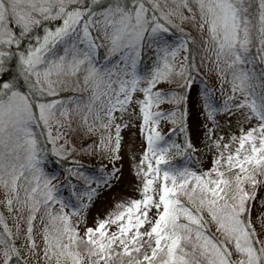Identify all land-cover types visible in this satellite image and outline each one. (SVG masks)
<instances>
[{
    "label": "snow or ice",
    "instance_id": "1",
    "mask_svg": "<svg viewBox=\"0 0 264 264\" xmlns=\"http://www.w3.org/2000/svg\"><path fill=\"white\" fill-rule=\"evenodd\" d=\"M173 18L199 30L229 87L218 108L202 94L211 163L201 170L177 168L168 155L174 148L190 159L197 151L180 118L187 109L178 107L194 83L187 53L195 40L182 29L172 40ZM148 55L151 66H141ZM12 68L0 77V203L25 228L17 222L13 232L0 216V264H264V211L259 231L251 215L264 209V197L254 204L264 185V0H164V7L159 0H0V73ZM172 81L176 89L157 87ZM165 100L177 107H155ZM218 111L237 116L239 135L220 131ZM126 117L138 120L144 141L132 156L140 196L117 200L81 232L92 197L118 169L101 166L90 176L73 159L58 178L42 167L44 153L49 145L61 159L76 151L63 132L75 120L77 134L99 133L83 151L117 161ZM162 117L182 143L158 131ZM63 185L71 189L67 203ZM209 221L221 239L206 231Z\"/></svg>",
    "mask_w": 264,
    "mask_h": 264
},
{
    "label": "rangeland",
    "instance_id": "2",
    "mask_svg": "<svg viewBox=\"0 0 264 264\" xmlns=\"http://www.w3.org/2000/svg\"><path fill=\"white\" fill-rule=\"evenodd\" d=\"M161 6L164 7V0H159ZM165 10H167L165 8ZM185 15H188L187 11L184 10ZM176 28L182 29L184 32L191 31L193 24L191 21L181 22L178 18H173ZM174 40V39H173ZM176 40V39H175ZM203 44V43H202ZM211 44L209 43V48ZM200 51L203 54V64L206 65V72L205 76L211 81L214 87L219 88L220 85V77L215 70V67L211 63L209 56L206 54L205 49L200 46ZM151 56V55H149ZM184 56L183 50L178 54L177 60L180 62ZM166 86H169V82H161L157 87L166 89ZM204 93H209L207 88H203ZM65 91H69V95H73V92L70 89H61L60 94L64 93ZM79 92H76L77 95ZM83 93V92H81ZM68 95V96H69ZM84 95V93H83ZM140 96L139 92L134 94V99L132 103H135V97ZM156 108L162 111H171L174 107L173 104L169 103L168 101H163L160 105L155 106ZM131 109H129V116L131 115ZM215 120L217 124L220 125V131L227 136L230 132H235L239 135V127H238V118L237 116H228L225 112L217 113L215 115ZM126 121L128 122V126L121 129V148L119 151V159L117 161H111L108 159H104L102 156L97 154H93L92 152L83 151V149L87 146L92 144L94 141L99 142V133L95 135H87L84 133L77 134L75 132L76 123L75 120L72 125V129L68 127L63 128V132L66 134V138L70 141L72 145L75 146L76 151H74L69 158L71 160L75 159L79 161L80 166L82 168H87L85 164L98 167L100 170L101 166L111 172L113 165L118 169V172L113 176L112 180L109 182L108 186H101L97 189L96 194L92 197L91 202L89 203V207L84 212V219L85 223L79 225L81 232L83 228L87 225L93 224V220L97 216H103L108 210H111L117 200H123L127 198H139L140 194L136 190L137 179L132 168V156L135 154L137 158L139 157L140 152L144 146V141L142 135L139 130V123L134 117H126ZM207 123L206 116L204 114L203 106L201 104L199 96L196 94L195 90V83L191 87L190 99L188 103V113L186 117V128L188 136L194 146V148H200L202 153L203 147V126ZM251 123H255L252 121ZM251 123H244L243 127L247 130L248 127L251 126ZM176 127L170 119L162 117L158 123V131L169 141L176 144L182 143V138L180 136L179 131H173L169 133L170 128ZM53 130L55 131V127L53 126ZM60 143H64L63 140ZM51 149V145L48 146ZM175 153L176 155L172 154ZM204 157L201 159L200 165L192 160L191 158H187L183 155H180L176 152L173 148L169 152V160L175 167H190L196 170H201L203 168H207L210 166L211 163V153H206L204 150ZM179 158V161L176 162L175 159ZM42 167L44 168L45 172H52L57 175L59 178L63 175L62 172H57L58 170L52 169L50 167V162L46 157L42 162ZM98 170V171H99ZM100 173V172H99ZM92 187H96L95 183H93ZM60 193L62 196L66 198L69 196L67 192V187H62L60 189ZM256 197L254 199V204L258 206L259 199L264 197V185H258L256 189ZM0 200H2V193H0ZM87 200V199H86ZM55 207V206H54ZM67 211V209H65ZM264 211V209H258V207H253L252 209V219L254 222V226L257 227L259 231L261 227V222L259 219V213ZM155 213V208L150 209V214ZM0 216L3 217L5 223L9 225L13 232L16 231L15 224L17 222L20 223L21 229L25 228V224L22 220H19V214L17 213L15 216L10 215L4 205L0 203ZM207 220L208 218L205 217ZM39 223L38 221L36 222ZM207 229L213 234L214 238L217 240L221 239V233L216 229L215 225L209 221ZM206 231L208 232V230ZM35 232L39 231V228L34 229ZM209 233L210 235H212ZM234 251V250H233ZM235 258V257H234Z\"/></svg>",
    "mask_w": 264,
    "mask_h": 264
},
{
    "label": "trees",
    "instance_id": "3",
    "mask_svg": "<svg viewBox=\"0 0 264 264\" xmlns=\"http://www.w3.org/2000/svg\"><path fill=\"white\" fill-rule=\"evenodd\" d=\"M254 4H255V0H254ZM190 27L192 28L191 31H188V32H184L183 31L184 33L190 34L195 40V43H192V41H189V45L190 46H189V51L187 53L188 63L191 64V63H193V60H194L195 61V65H196V71L190 78L193 79V81L195 83L196 94L199 96L202 106H203V96H202V94L204 93L203 88L205 87V88L208 89V92L210 93L209 102L212 104L213 107H217L218 108V107H220L223 104V93L224 92H228L229 91V87H228V85L226 83L224 84L223 88L221 86V83L219 85V88L214 87L212 85L211 81L205 76L206 65L202 63V59L201 58L203 57V54L200 51V46H202L203 40H202V38L200 36L199 30L194 25H192ZM167 35L169 37H171L172 40L173 39L175 40L177 37L181 36V31H180V29L176 28V26H172L171 27V31L169 33H167ZM152 59H153V57L148 55L147 57L141 59L140 65L143 66V65L147 64V65L151 66ZM5 67L7 68V62H6ZM259 67L260 66L257 65V70H259ZM14 72H15L14 68L8 69L6 72L0 73V77H2L4 79H8ZM192 86H193V84L187 89V93L188 94H187L186 101L178 106L180 108V112H184V110L186 108L187 109V113H188V103H189V99H190V93H191V87ZM176 88H177V82L176 81L169 82V86H166V89H176ZM69 94H70L69 91H65L64 93H61L60 95L61 96H65V95L68 96ZM69 96H71V95H69ZM77 96H83V93L79 92L77 94ZM173 107H177V105H173ZM187 113H186V116H181L180 117L184 121L185 125H186ZM217 113H222V112L218 111V112H216V114ZM40 131H41L40 128H36L35 129V134L37 136H39L40 135ZM177 132H178V130H177ZM180 136H181V138L183 140V134L182 133H180ZM188 139L190 140L189 136H188ZM202 139H203V145L205 146V144H204V135H203ZM39 143L40 144L44 143L43 138H41L39 140ZM203 148H204V150H206V153H208L207 148L206 147H203ZM195 149L197 151L192 153L191 159L194 160L195 162H197L200 165L201 159L204 157L205 153H204L203 149H202V153L200 151V148H195ZM172 154L176 155L175 153H172ZM44 157H46L51 162V167L53 169L58 170L57 172H62V173H64L65 167L72 162V160L69 157L68 158H64V159L56 157L51 152L50 149H49L48 152L44 153ZM175 160H176V162H178L179 158H177ZM85 165H86L87 168H82L81 167V170L84 171L87 175L92 176V175H99L100 174L99 171H98L99 170L98 167L91 166V165H88V164H85ZM177 168H179V167L177 166ZM72 181H73V183H76L75 178H72ZM80 184H83V182L81 181ZM65 186L67 187V192L69 194L71 189H70V187L68 185H63L62 187H65ZM79 191L83 192L84 188L81 187L79 189ZM85 199H87V197H85ZM71 203L73 205H76L78 203L75 197L72 198ZM0 231H2V228H0ZM208 233H211V232L208 230ZM212 236H213V234H212Z\"/></svg>",
    "mask_w": 264,
    "mask_h": 264
}]
</instances>
